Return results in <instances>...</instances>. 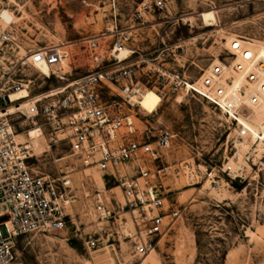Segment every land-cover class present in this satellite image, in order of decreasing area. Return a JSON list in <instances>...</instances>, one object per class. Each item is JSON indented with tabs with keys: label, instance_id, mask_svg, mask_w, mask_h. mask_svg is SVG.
I'll list each match as a JSON object with an SVG mask.
<instances>
[{
	"label": "rangeland",
	"instance_id": "1",
	"mask_svg": "<svg viewBox=\"0 0 264 264\" xmlns=\"http://www.w3.org/2000/svg\"><path fill=\"white\" fill-rule=\"evenodd\" d=\"M141 1L0 0V28L8 31L14 52L25 54L44 42L61 43L67 50L61 68L69 78L96 64L82 52L86 37L102 35L105 40L98 49L107 56L116 35L130 31L124 45L133 49L129 60L135 78L148 87L133 104L122 99L112 83L102 95L118 99L121 111L132 113V133L138 138L154 140L164 127L173 132L169 143L159 148V157L144 156L153 169L162 167L156 178L167 203L177 208L172 217H165L166 231L155 236V247L146 253H136L126 238L115 240L109 252L103 247L109 241L86 247L84 234L98 225L87 212L92 193L99 188L121 199L119 186L107 181L96 165L83 164L70 154L66 139L48 147L45 130L32 139L30 132L40 128L39 119L36 116L34 123L32 117L16 113L21 126L28 128L21 135L33 146L34 162L51 175L67 171L75 199L73 219L66 226L18 234L12 264H192L197 253L212 255L219 247L227 248L225 256L211 264H264V149L252 134L241 137L246 145L240 148L237 125L203 97L184 94L182 82L172 90L175 79L197 78L217 61L230 38L264 42V0H163V6L152 5L135 18ZM210 10L215 19L206 23L201 13ZM24 70L32 78V94L63 81L46 78L32 65Z\"/></svg>",
	"mask_w": 264,
	"mask_h": 264
},
{
	"label": "built area",
	"instance_id": "2",
	"mask_svg": "<svg viewBox=\"0 0 264 264\" xmlns=\"http://www.w3.org/2000/svg\"><path fill=\"white\" fill-rule=\"evenodd\" d=\"M141 2L135 18H141L142 12L152 5H164L163 0ZM102 37L92 34L82 43V52L96 60L95 66L69 78L61 68L67 55L61 43L44 42L19 55L14 52L8 31L0 28V264H12L15 260L19 233L51 231L73 219L75 193L70 191L69 173L51 175L38 167L33 160V146L22 136L28 128L21 126L16 113L32 117L34 123L39 119L40 131L48 132V146L66 139L70 154L77 155L83 164L96 165L105 172L107 181L119 186L121 199L99 188L92 193L87 212L98 219V225L84 234L86 247L126 238L136 253H146L155 247V236L166 231L165 217L177 212L174 205L167 203L162 183L156 178L162 167L153 169L144 156L149 153L152 158L159 157V148L169 143L173 132L164 127L154 140L138 138L132 133V113L122 112L118 99L102 95L104 88L110 91L112 83L120 89L122 99L133 104L148 87L135 78L129 60L133 49L118 55L130 31L122 30L116 35L107 56L98 49L105 40L101 41ZM77 58L76 52L74 59ZM217 58L197 78L175 79L172 90L182 82L184 94L203 97L235 123L238 136L251 135L240 116L247 117L250 105L258 103L264 93V42L252 49L233 39ZM40 62L48 64V71L39 68ZM26 65L35 66L46 78L63 81L47 91L32 94V78L24 70ZM164 72L159 70L161 75ZM234 73L242 75L241 81L233 83ZM175 76L179 77L178 73ZM21 87L27 88V94L13 97L12 93ZM23 98H28V102L20 106ZM13 103L17 107L10 110ZM225 168L232 167L227 164Z\"/></svg>",
	"mask_w": 264,
	"mask_h": 264
},
{
	"label": "bare ground",
	"instance_id": "3",
	"mask_svg": "<svg viewBox=\"0 0 264 264\" xmlns=\"http://www.w3.org/2000/svg\"><path fill=\"white\" fill-rule=\"evenodd\" d=\"M201 16L204 19V21H206V23H212L213 20L215 19V14H214V11H212V10L202 12ZM233 39L239 41L240 43L247 44L252 49L258 48L260 46V44L258 45L257 43H254L251 40H243L242 38H239V37L230 38L228 42L231 43V41ZM125 46L126 45L120 46V48L118 50V55H125L130 51V49L126 48ZM63 61H66V60L64 59ZM37 65L44 72L48 71V69H49L48 64L45 62H40ZM241 78H242V75L240 73H234L233 83L241 81ZM233 83L230 84V86H232ZM26 94H27V88L21 87V88L17 89L16 91H14L12 93V96L13 97H21V96L26 95ZM27 102H28V98H23L21 100L20 106H25L27 104ZM16 107H17V103H13L10 106V110L15 109ZM246 112H247V117H244L241 115L240 120L251 129L252 136H255L256 134L259 135V137L257 136V140H259L258 147L264 149V93L261 95L259 102L256 104H251ZM40 132H41L40 128L39 129H33L30 132L31 138L32 139L35 138L38 134H40ZM29 144H31V142ZM237 144H239L240 148L244 147L246 145L245 137L244 138L240 137L239 143H237ZM48 147H50V146H48ZM115 187L117 188V185H115ZM112 244L113 243L104 244L103 247H106L105 248L106 252H109V246Z\"/></svg>",
	"mask_w": 264,
	"mask_h": 264
},
{
	"label": "trees",
	"instance_id": "4",
	"mask_svg": "<svg viewBox=\"0 0 264 264\" xmlns=\"http://www.w3.org/2000/svg\"><path fill=\"white\" fill-rule=\"evenodd\" d=\"M197 242H199L198 237ZM226 249V247H219L217 252H213L212 255H200V253H197L196 259L192 264H211L220 261L224 258Z\"/></svg>",
	"mask_w": 264,
	"mask_h": 264
}]
</instances>
